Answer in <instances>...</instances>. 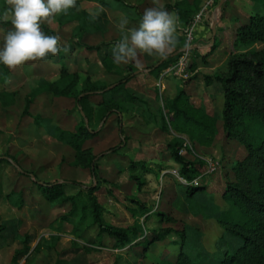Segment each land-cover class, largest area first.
<instances>
[{"label": "rangeland", "instance_id": "374dc122", "mask_svg": "<svg viewBox=\"0 0 264 264\" xmlns=\"http://www.w3.org/2000/svg\"><path fill=\"white\" fill-rule=\"evenodd\" d=\"M121 1L124 4L75 0L76 15L99 13L94 19L98 30L85 26L83 19L76 22L73 14H55L42 21L41 30L46 27L60 37L58 55L27 61L15 69L0 64V92H4L0 94V264H14L25 244L30 251L18 257V264H223L229 255L240 256L237 264H264V211L258 212L259 223L251 235L254 245L242 252L244 241L219 222L222 213L234 208L232 200L225 198L232 188L264 203V119L240 113L232 136L228 135L224 88L217 81L228 73L233 56L259 51L262 45L239 43L233 31L218 27L214 42L212 34L214 22L222 21L224 14L231 23L241 10L251 14L259 0H250V6L244 0H230L221 8L223 0ZM6 3L0 0V7ZM148 7L179 16L176 46L163 57L139 54L119 64L137 69L134 79L112 98L111 92L104 93L85 104L91 127L99 133L75 150L58 138L56 128L75 132L80 112L73 99L55 96L53 85L63 80L79 90L100 91L122 80L107 72L103 60L112 56V46L121 38L120 21L126 18L128 28L138 27ZM11 28L0 22V34ZM78 40L99 50L80 48ZM63 63L68 74L60 72ZM182 90L194 107L215 120L217 133L210 146H201L173 127L167 102ZM118 110L124 118L127 148L97 162L98 176L105 182L93 197L105 225L134 231L140 226L141 241L169 232L163 242L119 246L100 235L86 191L64 189L66 195L76 197L78 210L72 214V203L48 202L32 179L6 160L13 158L45 184L74 181L91 186L94 180L86 160L121 143ZM150 114L157 117L156 123ZM179 138L183 139L180 153L196 165L192 182L181 177V166L169 148ZM190 186L199 189L192 198L187 193Z\"/></svg>", "mask_w": 264, "mask_h": 264}, {"label": "trees", "instance_id": "16d2710c", "mask_svg": "<svg viewBox=\"0 0 264 264\" xmlns=\"http://www.w3.org/2000/svg\"><path fill=\"white\" fill-rule=\"evenodd\" d=\"M113 1L124 4L121 0ZM262 2L263 13L252 16L249 22L240 27L237 31V41L239 43H259L262 45V49L259 51H252L246 54L233 56L229 62L228 73L217 77V81H219L224 88V128L226 133L231 136L235 130L236 121L240 113L244 115L258 116L264 119V0H262ZM121 6L122 5H118L116 7L121 8ZM174 9L176 10V7H174ZM66 14H73L74 20L76 22H80L83 19L84 24H86L85 26L95 27L94 30H98V26L96 25L94 19L88 13L85 12L82 15H76L71 8ZM1 23L10 25V23ZM43 32L47 35H55L54 32L50 31L46 27L43 29ZM77 45L80 48H85L92 51L99 50V47H88L83 45L81 40L77 41ZM63 64L64 65L60 72L62 74H68L65 63ZM103 65L107 72L111 74V76H122L123 79L115 85H110L100 89V91L79 90L77 86H67V82L64 83L63 80H60V83H57V85H53L52 87V92L55 96L73 99L75 101L76 108L80 112L81 122L75 132L61 131L56 128V134L58 138L74 147L77 151H80L87 142L94 140L99 133V131H95L91 127V122L85 111V104L92 97L103 95L104 93L111 92L112 98L114 93L123 90L125 85L134 79L136 74L135 71L137 70L132 67H130V70L126 68L124 69L121 65L113 61L112 56L105 57L103 60ZM6 73L8 74L9 72L6 70ZM2 93L4 92H0V94ZM5 96H7V94H5ZM12 100L14 99L12 98ZM131 100L141 104L143 103L134 97H131ZM29 109L30 103H28L26 107L25 114L28 115ZM167 109L173 118V127L177 129V131L188 134L193 141L197 142L201 146H210L213 143L217 133L215 120L212 119L202 109L194 107L185 91L182 90L175 99L168 101ZM117 114L120 115L118 124L120 129L121 143L119 146L112 148L96 157L91 155L90 158L86 160V166L91 171L94 180V183L91 186H86L74 181H61L53 184H45L39 181L35 174H28L25 172L13 158H6V160H8L15 168H17L21 174L29 176L33 183L38 186L39 190L42 192L44 198L48 202L60 204L72 203V214H75L78 210L76 197L66 195L64 189L66 187H70L75 190L86 191L92 199L91 205L93 207L94 220L101 228L100 235H107L111 239H114L119 246L133 242H137V244H140L141 246L152 245L156 242H163L166 240V236L170 234L169 232L158 234L153 238H146L144 241H141L144 238L143 237L141 239L144 231L140 226L138 227V230L134 231L105 225L100 212L101 207L97 203L95 197H93L94 192L100 189V183L105 182V180L102 181L98 176L96 170L97 162L107 155L119 154L127 148L128 137H126L123 128L124 118L119 110L117 111ZM149 117L151 121L156 123L157 117H153L151 114ZM106 120L107 116L103 119L102 127L104 126ZM163 129H167L166 125L163 127ZM182 146L183 139L179 138L171 143L169 148L172 151L174 161L179 166H181V177L187 182H192L195 178L196 165L194 162L189 161L180 153V148H182ZM262 148H264V146ZM262 148L258 149V151L263 150ZM256 151L257 150L254 152L257 153ZM187 189L189 198H192L194 193L199 190L193 186H190ZM261 191H259L260 194ZM225 198H230V201L232 200L234 208L231 211L222 213L219 222L227 232L244 241L246 245L245 247L244 245L241 247L239 250L240 252L248 250L250 246L254 245L251 235L259 223L257 218L259 216L258 212L264 211V203L260 199H254L236 187L228 191ZM29 251L30 247L28 244H25L24 249L17 252L13 261L14 264H18L19 256L23 257L27 255ZM239 257L240 256L237 255H229L224 259L223 264H237L240 260Z\"/></svg>", "mask_w": 264, "mask_h": 264}, {"label": "clouds", "instance_id": "9594fccd", "mask_svg": "<svg viewBox=\"0 0 264 264\" xmlns=\"http://www.w3.org/2000/svg\"><path fill=\"white\" fill-rule=\"evenodd\" d=\"M74 6L75 0H7V6L0 7V22L10 23L12 28L0 34L3 41L0 64L15 69L27 61L58 55L62 50L60 37L45 34L41 23L55 14L67 13ZM98 14L90 16L95 19ZM180 23L178 15L161 7L145 8L135 28H128V20L122 19L121 38L112 46L113 61L127 64L139 54L165 56L178 42Z\"/></svg>", "mask_w": 264, "mask_h": 264}, {"label": "crops", "instance_id": "0c3cea01", "mask_svg": "<svg viewBox=\"0 0 264 264\" xmlns=\"http://www.w3.org/2000/svg\"><path fill=\"white\" fill-rule=\"evenodd\" d=\"M230 0H226V2L228 3ZM194 2V0H192V1H190L189 3L190 4H194L193 3ZM225 2V4L223 5V6H225V7H227V3ZM244 2L247 4L248 2V5L250 6V3H251V1L250 0H244ZM251 4H253V3H251ZM260 5V6H259ZM259 5H256L255 7H253V11H256L255 13H260L261 14V12L263 13V2H262V0H259ZM174 6V5H173ZM172 6V7H173ZM224 7V8H225ZM252 10H251V14H250V11H249V13L247 12L246 13V10H241V12H240V14H237L236 15V17L237 18H233V20H231V23H229L228 21H229V19L226 17V14H224L223 16H224V18H223V20L222 21H220L219 22V24H218V29H222V30H231V31H233V33H234V35L237 37V31H238V29L240 28V27H242L243 25H245V24H247L248 22H249V20H250V18L252 17V16H254V15H252L253 14V12H252ZM240 15V16H239ZM244 22V23H243ZM243 23V24H242ZM201 29V28H200ZM200 33H202V31H199ZM219 82V81H218Z\"/></svg>", "mask_w": 264, "mask_h": 264}, {"label": "water", "instance_id": "95a60500", "mask_svg": "<svg viewBox=\"0 0 264 264\" xmlns=\"http://www.w3.org/2000/svg\"><path fill=\"white\" fill-rule=\"evenodd\" d=\"M226 0H223L220 8L225 4ZM219 23V20H216L212 26V34H213V42L215 41L216 37H217V25Z\"/></svg>", "mask_w": 264, "mask_h": 264}, {"label": "built area", "instance_id": "2783aa9c", "mask_svg": "<svg viewBox=\"0 0 264 264\" xmlns=\"http://www.w3.org/2000/svg\"><path fill=\"white\" fill-rule=\"evenodd\" d=\"M189 37L192 39V36L191 35ZM184 61H185V58L184 59L182 58V61H180V64H183Z\"/></svg>", "mask_w": 264, "mask_h": 264}]
</instances>
